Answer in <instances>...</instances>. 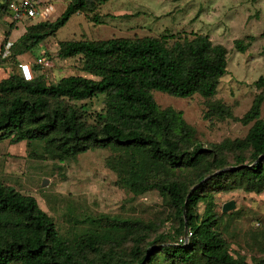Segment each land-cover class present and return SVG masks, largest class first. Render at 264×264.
Wrapping results in <instances>:
<instances>
[{
	"label": "trees",
	"instance_id": "obj_1",
	"mask_svg": "<svg viewBox=\"0 0 264 264\" xmlns=\"http://www.w3.org/2000/svg\"><path fill=\"white\" fill-rule=\"evenodd\" d=\"M108 1L66 0L55 21L26 24L5 58L1 47L0 63L32 52L73 15L93 13ZM10 2L0 3V21L9 15ZM17 24H7L4 45ZM234 47L239 53L246 50L241 41ZM58 55L81 58L91 78L68 76L53 84L42 78L24 82L18 73L1 78L0 143L23 142L29 151L38 145L60 162L108 149L104 163L115 174L116 186L136 197L157 192L176 227L172 235L149 240L152 223L102 215L87 218L86 228L75 227L65 236L33 197L0 184V264H249L229 252L219 231L224 215L214 214L212 194L264 191V77L252 84L251 105L236 119L223 103L211 101L227 72L228 52L207 35L181 40L164 31L159 37L70 40L59 43ZM153 92L179 99L198 95L205 100V118L251 126L243 139L204 147L182 113L161 109ZM98 95L104 109L90 123L77 103ZM200 203L205 207L198 216ZM185 230L187 243H179ZM251 264H264V258Z\"/></svg>",
	"mask_w": 264,
	"mask_h": 264
},
{
	"label": "rangeland",
	"instance_id": "obj_2",
	"mask_svg": "<svg viewBox=\"0 0 264 264\" xmlns=\"http://www.w3.org/2000/svg\"><path fill=\"white\" fill-rule=\"evenodd\" d=\"M8 0H0L4 3ZM11 1V0H9ZM55 6L51 22L63 13L66 0H50ZM10 16L0 21V39L7 30ZM20 22L12 31L15 40L25 30ZM164 31L181 40L193 35H207L214 45L228 52L227 72L220 79L216 96L211 100L227 106L233 117L241 118L249 109L256 94L252 84L264 77V0H110L93 13L73 15L55 36L47 38L32 52L0 64V79L17 75V65L30 63L44 56L50 64L46 69H34L35 78L46 84L57 83L68 76L91 78L84 73L81 58L61 59L59 43L70 40L102 41L159 37ZM235 41L246 46L244 53L234 47ZM153 98L161 109L172 108L183 115L184 121L195 130V138L204 147L225 140L243 139L250 126L217 117L205 118V100L198 95L179 99L160 92ZM84 107L88 122L104 109L103 96L77 103ZM264 121V103L261 107ZM108 149H94L63 162L51 159L35 145L29 151L25 143H0V184L22 195L33 197L39 208L54 222L61 235L86 228L87 218L102 215L138 218L152 223L155 235H172L175 221L171 209L155 191L136 197L116 186V176L105 167ZM43 180L46 185L42 187ZM214 214L224 215L219 231L234 257H244L247 263L264 258V191L246 193L242 189L212 194ZM233 201L235 209L222 213V206ZM204 204L197 207L198 216Z\"/></svg>",
	"mask_w": 264,
	"mask_h": 264
},
{
	"label": "built area",
	"instance_id": "obj_3",
	"mask_svg": "<svg viewBox=\"0 0 264 264\" xmlns=\"http://www.w3.org/2000/svg\"><path fill=\"white\" fill-rule=\"evenodd\" d=\"M7 9L11 19L10 22L20 23L25 21L29 25L51 21V17L55 12V6L50 0H11ZM9 45L8 43L4 45L3 39H0V48H4L2 58L8 56ZM35 65L42 70L50 67L49 62L41 56L36 59ZM17 71L24 82H32L35 79L34 68L28 62L19 63ZM178 242L186 244L187 237L179 239Z\"/></svg>",
	"mask_w": 264,
	"mask_h": 264
},
{
	"label": "water",
	"instance_id": "obj_4",
	"mask_svg": "<svg viewBox=\"0 0 264 264\" xmlns=\"http://www.w3.org/2000/svg\"><path fill=\"white\" fill-rule=\"evenodd\" d=\"M226 170H229V168H228V169H225V170H222V171H226ZM45 185H46V181L43 180V182H42V187H44ZM194 188H195V187H194ZM194 188H192V190H193ZM234 209H235V204H234L233 201H230V202L225 203V204L222 206L221 211H222V213H227V212L232 211V210H234ZM185 237H186V230H185Z\"/></svg>",
	"mask_w": 264,
	"mask_h": 264
},
{
	"label": "crops",
	"instance_id": "obj_5",
	"mask_svg": "<svg viewBox=\"0 0 264 264\" xmlns=\"http://www.w3.org/2000/svg\"><path fill=\"white\" fill-rule=\"evenodd\" d=\"M9 23V22H8ZM12 33V32H11ZM23 33H24V31L21 33V34H19L18 36H17V38L15 39V40H10V37H11V34H10V36H9V38H8V44H12V43H14V42H16L22 35H23ZM4 34V33H3ZM1 51V50H0ZM3 62H5V61H3ZM1 64V63H0Z\"/></svg>",
	"mask_w": 264,
	"mask_h": 264
}]
</instances>
